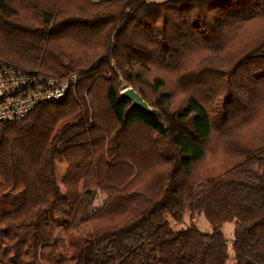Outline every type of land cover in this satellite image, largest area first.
I'll use <instances>...</instances> for the list:
<instances>
[{
    "label": "trees",
    "instance_id": "16d2710c",
    "mask_svg": "<svg viewBox=\"0 0 264 264\" xmlns=\"http://www.w3.org/2000/svg\"><path fill=\"white\" fill-rule=\"evenodd\" d=\"M90 2L85 16L44 11L31 26L0 0V40L13 47L1 60L77 74L60 99L0 121V264H264V140L243 136L264 102V0ZM255 21L256 36L225 53L227 33ZM61 39L81 42L85 56L43 65V44ZM195 49L204 55L185 69ZM152 68L198 91L172 107L163 79L144 77ZM126 86L159 114L133 106ZM213 135L232 162L197 176ZM186 214L191 222L175 229Z\"/></svg>",
    "mask_w": 264,
    "mask_h": 264
},
{
    "label": "rangeland",
    "instance_id": "374dc122",
    "mask_svg": "<svg viewBox=\"0 0 264 264\" xmlns=\"http://www.w3.org/2000/svg\"><path fill=\"white\" fill-rule=\"evenodd\" d=\"M90 1L91 0H12V4L21 22L25 25L34 26L40 23L39 12L44 11L55 12L57 10H62L68 13L84 14L83 16H85V13L89 10V7H91ZM259 30V21H255L248 24L242 31H229L226 36L225 53L230 50L233 51L235 48L239 47L244 42L255 37ZM43 45L44 48H47L46 55L43 59V65H49L50 63L53 64L52 59L56 54H58L59 56L63 55L64 53L69 55L72 54L75 59H77L79 58V56H85V53L87 51L84 49L85 46H83L81 42L75 41L73 39H61L51 44L49 43ZM10 48L13 47L0 40V49L4 51H9ZM203 55L204 54L200 49H195L194 51L192 50L186 52L182 57L183 67L185 69L193 68ZM222 55V52H217L214 55L208 54L207 59L221 58ZM11 66L16 68V66L14 65ZM38 70L51 73V71L41 69L40 67ZM143 75L146 79L149 80L155 76H159L163 79L165 83V89L171 96L170 101L172 107L182 105L186 95L192 93L193 91H198L196 89L194 90V88L189 85H185L179 82L177 80V73L174 71L152 68L150 72H144ZM67 77H70V75H68ZM57 79L59 80V78ZM243 136L245 140L254 139L257 142H261L264 140V102H262V104L258 107L256 115L254 116L251 123L245 128ZM206 150V156L204 157V159L195 165L194 172L197 174V176H203L205 174L219 172V170L223 169L224 167H227L232 162L231 159L233 155L231 156L226 151L223 144V139L217 135H213L209 142H207ZM65 168L66 166L64 164L59 165L56 168V178L60 187V180L65 172ZM102 199V194L98 193L94 203L96 205H101L103 201ZM192 219V221H194L198 228L203 229L204 231L210 230V225L204 216H198ZM190 222L191 219L190 217H188V214H186L184 217L183 225L180 224L181 226L177 225V227L174 225L175 229L184 228ZM233 227V222H226L221 227L224 237L229 241H231V239L233 238ZM57 235L62 238L66 237V234L63 231L58 232ZM68 242L71 250L78 253V240L76 236L70 238Z\"/></svg>",
    "mask_w": 264,
    "mask_h": 264
},
{
    "label": "built area",
    "instance_id": "2783aa9c",
    "mask_svg": "<svg viewBox=\"0 0 264 264\" xmlns=\"http://www.w3.org/2000/svg\"><path fill=\"white\" fill-rule=\"evenodd\" d=\"M76 78L29 74L0 60V121L19 120L40 102L60 99Z\"/></svg>",
    "mask_w": 264,
    "mask_h": 264
},
{
    "label": "water",
    "instance_id": "95a60500",
    "mask_svg": "<svg viewBox=\"0 0 264 264\" xmlns=\"http://www.w3.org/2000/svg\"><path fill=\"white\" fill-rule=\"evenodd\" d=\"M121 95L129 99L132 102L133 106H138L150 114H159L158 110L149 106L146 101H144L142 97L132 87L126 86L121 91Z\"/></svg>",
    "mask_w": 264,
    "mask_h": 264
}]
</instances>
